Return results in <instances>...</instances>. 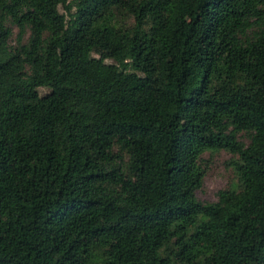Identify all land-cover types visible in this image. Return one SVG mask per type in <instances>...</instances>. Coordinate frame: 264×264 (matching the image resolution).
I'll return each mask as SVG.
<instances>
[{
	"label": "trees",
	"instance_id": "obj_1",
	"mask_svg": "<svg viewBox=\"0 0 264 264\" xmlns=\"http://www.w3.org/2000/svg\"><path fill=\"white\" fill-rule=\"evenodd\" d=\"M0 264H264V0H0Z\"/></svg>",
	"mask_w": 264,
	"mask_h": 264
},
{
	"label": "rangeland",
	"instance_id": "obj_2",
	"mask_svg": "<svg viewBox=\"0 0 264 264\" xmlns=\"http://www.w3.org/2000/svg\"><path fill=\"white\" fill-rule=\"evenodd\" d=\"M62 9V7L60 6ZM111 22L115 25L125 24L128 21V15L123 8H111ZM254 26L248 28L251 32ZM107 61L111 60L106 58ZM40 92L47 90V87L41 85L38 87ZM244 142L248 141L245 133H240ZM234 156L225 148L207 149L201 153V163L205 166V172L202 178V184L195 190V194L202 200H213L216 198L217 189L235 184V171L231 164V158Z\"/></svg>",
	"mask_w": 264,
	"mask_h": 264
}]
</instances>
